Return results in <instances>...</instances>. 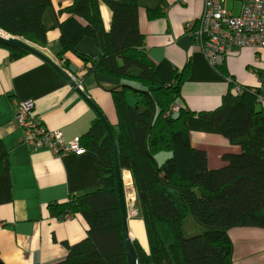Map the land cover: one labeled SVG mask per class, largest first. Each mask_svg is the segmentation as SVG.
I'll use <instances>...</instances> for the list:
<instances>
[{
	"label": "trees",
	"instance_id": "16d2710c",
	"mask_svg": "<svg viewBox=\"0 0 264 264\" xmlns=\"http://www.w3.org/2000/svg\"><path fill=\"white\" fill-rule=\"evenodd\" d=\"M102 4L112 11L109 29L101 14ZM51 5V0H0V27L45 47L48 29L43 17ZM139 10L137 3L122 0H73L58 11V55L63 58L67 52H74L85 64L90 63L85 75L103 73L123 79L124 84L112 91L117 124L110 126L121 169L132 173L144 222L148 247L134 239L141 264H234L229 230L264 228V109L258 108V91L243 87L237 92L230 85L220 106L198 111L240 147L238 152L224 154L223 166L210 168L205 150L190 138L188 116L197 111L185 106L182 95L188 70L175 73L173 83L161 80L156 61L145 45ZM147 15L156 19L164 12L161 8L148 9ZM85 37L98 46L96 56L76 50ZM0 46L9 49L12 58L30 53L3 43ZM63 66L71 69L66 59ZM130 91L143 98L130 103ZM176 102L183 104L180 111L167 115ZM79 139L84 149L97 154L103 184L49 204L52 216L63 219L68 214L81 215L88 226L83 239L66 243V258L53 264H129L108 130L97 117ZM163 151L171 155L159 163L157 155ZM165 187L179 189V202ZM188 215L199 225L198 231L186 230Z\"/></svg>",
	"mask_w": 264,
	"mask_h": 264
},
{
	"label": "crops",
	"instance_id": "0c3cea01",
	"mask_svg": "<svg viewBox=\"0 0 264 264\" xmlns=\"http://www.w3.org/2000/svg\"><path fill=\"white\" fill-rule=\"evenodd\" d=\"M122 1L140 6V29L161 80L173 83L175 73L188 70L182 95L189 110L216 108L230 85L234 90L236 86H240L241 91L243 87L257 90L258 108L264 109V49L237 47L222 58V63L210 64L191 32L192 27L196 30L200 25L204 0ZM51 2L43 17L48 44L36 46L76 81H81L83 90L99 106L109 124L115 126L117 114L112 91L124 84L123 79L103 73L85 75L90 63L85 64L74 52H67L63 58L58 55L61 40L58 11L73 0ZM227 5L236 13L241 4L230 0ZM155 8H161L164 15L149 19L147 10ZM101 14L109 29L112 11L108 5L102 4ZM76 50L92 56L100 52L90 37L83 38ZM65 59L71 69L63 66ZM29 99L34 102L43 124L49 129L61 130L66 141L81 137L98 117L80 91L52 64L33 53L12 58L10 50L0 46V259L5 264H53L65 259L66 243L74 244L83 239L87 222L81 215L72 214L58 219L50 214L49 204L103 184L95 152L84 149L57 155L51 149H34L25 142L15 119L16 101ZM197 112L188 116L191 141L205 150L210 168L221 167L226 162L224 154L238 152L240 147ZM262 129L264 132V125ZM164 154L167 153H159V159L162 160ZM124 172L126 195L129 184L135 194L131 172ZM164 190L179 202L180 197L175 198L170 188ZM140 219L141 216L129 219V229L131 235L147 247ZM191 225L188 231L199 230L196 222H190ZM229 235L234 244V264H264V228L233 227Z\"/></svg>",
	"mask_w": 264,
	"mask_h": 264
},
{
	"label": "built area",
	"instance_id": "2783aa9c",
	"mask_svg": "<svg viewBox=\"0 0 264 264\" xmlns=\"http://www.w3.org/2000/svg\"><path fill=\"white\" fill-rule=\"evenodd\" d=\"M228 1L204 0L205 10L200 25L191 31L207 60L214 66L222 63V58L234 48H264V0H234L241 4L238 13L228 7ZM3 33L8 32L0 27V35ZM236 90L241 91V87L236 86ZM180 108L181 104H172L167 115L178 112ZM15 119L25 142L34 149L48 148L57 155L84 150L79 137L66 141L61 130L47 128L31 99L16 101Z\"/></svg>",
	"mask_w": 264,
	"mask_h": 264
},
{
	"label": "water",
	"instance_id": "95a60500",
	"mask_svg": "<svg viewBox=\"0 0 264 264\" xmlns=\"http://www.w3.org/2000/svg\"><path fill=\"white\" fill-rule=\"evenodd\" d=\"M0 43H3L5 45L24 49L30 53L36 54L40 57H42L44 60L52 64L54 67L57 68L58 71H60L67 79L68 81L73 84L78 91H80L81 95L89 102V104L94 108V110L97 112L99 118L103 121L105 124L108 134L113 146V152H114V164H115V173L117 177V186H118V193L120 198V207H121V214L122 219L124 223V231L126 236V248H127V255H128V263L129 264H141L137 250L134 245V239L132 238L129 224H128V211H127V201L125 196V190H124V182H123V174L124 170L121 169L120 162H119V155H118V148L115 136L113 134V131L110 127V124L102 112V110L99 108V106L95 103L93 99L83 90L80 88L78 82L74 77H72L66 70H64L61 66L56 65L48 56L45 55L35 44L15 35H10L8 33H3L0 35ZM0 264H5L0 259Z\"/></svg>",
	"mask_w": 264,
	"mask_h": 264
},
{
	"label": "rangeland",
	"instance_id": "374dc122",
	"mask_svg": "<svg viewBox=\"0 0 264 264\" xmlns=\"http://www.w3.org/2000/svg\"><path fill=\"white\" fill-rule=\"evenodd\" d=\"M239 12V11H238ZM238 12H236V13H238ZM188 29H190V28H188ZM193 30V27L191 28V31ZM10 35H12V34H10ZM262 49H264V48H262ZM184 70H182V71H179L178 73H181V72H183ZM80 84H81V81H78ZM81 89H83L82 87H80ZM235 89H236V87H235ZM238 92H240V91H238ZM127 96L129 97V101H130V103H132V104H134L135 102H137V101H139V100H141L143 97L142 96H137V95H134V93H132V91H130V92H128V94H127ZM179 104H181V107H182V102H178ZM222 104V101H221V103L219 104V106ZM218 107V106H217ZM181 109V108H180ZM214 109V108H213ZM211 110V109H210ZM180 111V110H179ZM177 113V112H176ZM198 113V112H197ZM175 114V113H174ZM199 114V113H198ZM200 115V114H199ZM99 117V116H98ZM111 127V126H110ZM163 153H167V154H164L163 155V157H162V160L161 159H159V155L157 156V160H158V162L159 163H162L164 160H166L170 155H171V153L170 154H168L169 152H166V151H163ZM123 170H126V169H123ZM130 171V170H129ZM131 172V171H130ZM125 173V172H124ZM131 175H132V173H131ZM132 180H133V177H132ZM123 182H124V174H123ZM133 186H134V183H133ZM166 188H170L171 190V192H172V194L174 195V197L175 198H177L178 197V199H179V197H180V191H179V189H177V188H171V187H166ZM134 189H135V186H134ZM124 190H125V196H126V201H127V211H128V224H129V219H132V218H134V217H137V216H141V211H140V209H139V207H138V204H137V195H136V189H135V198L131 201V200H128L129 199V197L127 198V195H126V189H125V183H124ZM135 209V210H134ZM132 210V211H131ZM131 212V213H130ZM70 217V216H69ZM64 218H68V216L66 215ZM142 218V217H141ZM141 220V225L143 226V228L145 229V227H144V222H143V220L142 219H140ZM195 223L196 221H195V219L193 218V216L192 215H188V217H187V219H186V224H185V228L187 229V230H190L191 229V227H192V225L191 226H189V223ZM132 238L133 239H137L138 241H139V239L138 238H134L133 236H132ZM147 239V238H146ZM140 242V241H139ZM147 242H148V240H147ZM145 245V244H144ZM148 245V244H147ZM143 247H145V248H147L146 246H143Z\"/></svg>",
	"mask_w": 264,
	"mask_h": 264
},
{
	"label": "bare ground",
	"instance_id": "6f19581e",
	"mask_svg": "<svg viewBox=\"0 0 264 264\" xmlns=\"http://www.w3.org/2000/svg\"><path fill=\"white\" fill-rule=\"evenodd\" d=\"M127 181V180H126ZM127 195L129 197V200H133L135 198V194L133 192L132 186L129 184L127 187ZM135 210V209H134ZM132 211V210H131ZM131 213V212H130Z\"/></svg>",
	"mask_w": 264,
	"mask_h": 264
}]
</instances>
